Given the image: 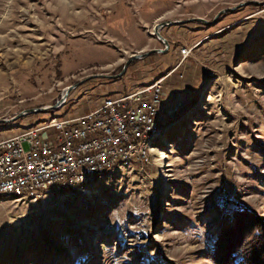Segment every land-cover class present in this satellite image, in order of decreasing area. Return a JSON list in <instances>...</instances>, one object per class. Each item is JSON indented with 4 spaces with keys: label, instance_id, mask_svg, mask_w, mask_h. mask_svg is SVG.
<instances>
[{
    "label": "rangeland",
    "instance_id": "1",
    "mask_svg": "<svg viewBox=\"0 0 264 264\" xmlns=\"http://www.w3.org/2000/svg\"><path fill=\"white\" fill-rule=\"evenodd\" d=\"M238 5L212 26L161 30L169 48L145 72L163 79L165 124L147 163L38 200L0 197V264H214L234 211L264 219V0H0V119L52 106L68 86L162 49L159 22H212ZM181 46L193 52L179 66ZM110 82L92 78L59 109L0 124V135L84 113L98 99L83 88Z\"/></svg>",
    "mask_w": 264,
    "mask_h": 264
},
{
    "label": "built area",
    "instance_id": "2",
    "mask_svg": "<svg viewBox=\"0 0 264 264\" xmlns=\"http://www.w3.org/2000/svg\"><path fill=\"white\" fill-rule=\"evenodd\" d=\"M192 52L193 47L181 46L178 65ZM162 82L108 95L78 115L0 135V194L38 200L75 190L121 162L147 163L140 154L143 138L165 124Z\"/></svg>",
    "mask_w": 264,
    "mask_h": 264
},
{
    "label": "trees",
    "instance_id": "3",
    "mask_svg": "<svg viewBox=\"0 0 264 264\" xmlns=\"http://www.w3.org/2000/svg\"><path fill=\"white\" fill-rule=\"evenodd\" d=\"M231 219L218 232L209 258L214 264H264V219L247 207L234 211Z\"/></svg>",
    "mask_w": 264,
    "mask_h": 264
},
{
    "label": "water",
    "instance_id": "4",
    "mask_svg": "<svg viewBox=\"0 0 264 264\" xmlns=\"http://www.w3.org/2000/svg\"><path fill=\"white\" fill-rule=\"evenodd\" d=\"M240 5H243L240 4ZM240 5L233 7V8H228V9H224L221 10L220 12H218V14L215 16V18L213 19L212 22L206 21L202 18H191V19H187V20H167V21H163V22H159L157 24H155L153 26V30H152V35L163 45L162 49H153V50H149L147 52L144 53H138V54H133L131 55L129 58L126 59V61L124 62L120 72L116 75H91L88 76L80 81H78L77 83L68 86L64 91V94L60 96V99L56 101V103L52 106H46V107H42V108H37V109H28L25 110L23 112H20L18 115H16L13 118L10 119H0V124H7L10 123L12 121L17 120L19 117L25 115V114H33V113H39V112H43V111H50V110H56L58 108H60L62 105H64L69 93L74 90L75 88H77L78 86L82 85L83 83H85L86 81L92 79V78H105V79H117L119 77H121L127 70L128 66L136 60H139L141 58H145L151 54H161L164 53L168 50L169 48V43L168 41L161 35V30L165 27H171V26H176V25H182V24H187V23H200L206 26H212L215 21L216 18L221 15L222 13L225 12H230L233 11L235 8L239 7Z\"/></svg>",
    "mask_w": 264,
    "mask_h": 264
},
{
    "label": "crops",
    "instance_id": "5",
    "mask_svg": "<svg viewBox=\"0 0 264 264\" xmlns=\"http://www.w3.org/2000/svg\"><path fill=\"white\" fill-rule=\"evenodd\" d=\"M179 48H177V51H176L177 59L180 58ZM138 53H143V50H141V51L139 50L137 52V54ZM158 56H161V55H158ZM158 56H157V54H151L145 58H141L139 60L133 61L134 63L132 65L130 64L128 66L126 72L122 75L123 77L121 76L122 78L119 77L117 79H110V81H111L110 84H107L106 86H100L99 88H95L94 90H92L93 88H90V87H87V89L83 88L85 90V91H83L84 96L89 97L90 95L91 96L94 95L93 96L94 99H98L97 104H99L102 101V99H104L108 95H111L114 93H120V92H127V91L135 89L138 86L145 85L146 83L149 82V81H147V78L152 75V74L149 75L148 72H145V68L148 67V69H149V67L152 64L154 65V63L156 61L158 62V60L159 61L162 60V58H159ZM176 57H175V59H176ZM175 59L172 58L171 60L173 61ZM122 63L123 62H117V64H115V67L118 65L124 64V63L123 64ZM177 64H178V62H177ZM114 75H116V74H114ZM110 76H112V75H110ZM166 78H168V76ZM97 79H99V78H97ZM153 79H155V78H153ZM153 79H152V81H153ZM162 100H164V92H163ZM164 102H166V100ZM94 107L95 106H93L91 104L90 106H85L83 108V110L84 109H92ZM162 107H163V101H161V111H163L162 113L164 114L165 111L163 110Z\"/></svg>",
    "mask_w": 264,
    "mask_h": 264
},
{
    "label": "bare ground",
    "instance_id": "6",
    "mask_svg": "<svg viewBox=\"0 0 264 264\" xmlns=\"http://www.w3.org/2000/svg\"><path fill=\"white\" fill-rule=\"evenodd\" d=\"M65 91L62 92L61 95L64 94ZM65 104V103H64ZM63 106V105H62ZM159 129L155 130L152 134H148L146 135L144 138H143V141L141 143V146H140V154L142 156V158H146V156L148 155L147 153V148L149 147L148 145L150 144V142L154 139V137L156 136V134L158 133ZM128 162H121L119 163L118 165L116 166H119V165H127ZM115 166V167H116ZM114 167V168H115ZM79 187V186H78ZM77 189V187H76ZM0 197H12V196H9L7 194H0ZM14 198V197H13Z\"/></svg>",
    "mask_w": 264,
    "mask_h": 264
}]
</instances>
